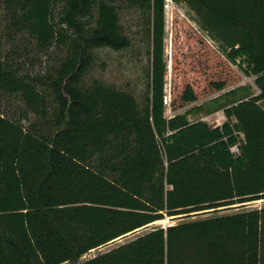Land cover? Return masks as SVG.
<instances>
[{"label":"trees","instance_id":"1","mask_svg":"<svg viewBox=\"0 0 264 264\" xmlns=\"http://www.w3.org/2000/svg\"><path fill=\"white\" fill-rule=\"evenodd\" d=\"M128 1L148 60L140 98L88 79L98 50L131 44L120 0H0V100L21 103L0 113V264H264V207L249 206L264 200V0H172L255 77L259 94L223 106L220 126L178 110L235 71L197 68L167 117L165 0Z\"/></svg>","mask_w":264,"mask_h":264},{"label":"rangeland","instance_id":"2","mask_svg":"<svg viewBox=\"0 0 264 264\" xmlns=\"http://www.w3.org/2000/svg\"><path fill=\"white\" fill-rule=\"evenodd\" d=\"M119 8L121 26L124 33L131 39V44L127 49L121 51L111 49L98 50L95 53V62L88 79L101 80L117 88L130 91L140 98L144 91L145 70L148 63L146 50L142 43L141 15L137 9L130 6L128 0H120ZM173 11L178 16L174 24L173 37L171 36V22L169 30L167 29L168 23H166L165 56L168 63L165 87L166 115L167 117L174 115V111L171 109V101L172 99H177L183 87L192 81V73H195L197 68L200 69L202 74L208 75V79L223 78L225 75L231 76L234 79L233 72L227 71L228 69H232L235 71L234 73L238 77V80H234L230 87L223 92H208L197 103L184 106L178 110L179 114H186L191 122L206 121L212 126H220L226 121L223 106L245 97L248 91L256 95L259 94V90L255 86V77L244 75L237 66L230 64L219 52L217 45L207 35L196 30L199 28L191 20L186 8L173 4L172 9L169 11L170 19ZM210 65L212 68H209ZM204 69L211 72H206ZM236 88H240L241 90L236 93L230 92ZM20 105V101L13 98L6 101L0 100V113L7 117H18L16 113H19ZM260 105L264 108V101ZM24 126H27V124L24 123ZM249 206L252 208H263L264 200L255 201ZM233 212L226 211L222 213L229 214ZM209 216L211 214H200L178 219L166 218L137 233L111 243L100 250L88 253L83 256L82 260L90 259L100 252H105L117 244L130 240L153 228H165L180 222L198 220Z\"/></svg>","mask_w":264,"mask_h":264},{"label":"built area","instance_id":"3","mask_svg":"<svg viewBox=\"0 0 264 264\" xmlns=\"http://www.w3.org/2000/svg\"><path fill=\"white\" fill-rule=\"evenodd\" d=\"M173 4L174 3L172 0H165L164 9H165V13H167L166 19L169 18V11L172 9ZM171 18H172V16H171ZM167 21L168 20H166V23H167ZM229 149L233 155H237L239 153V146L238 145L230 146Z\"/></svg>","mask_w":264,"mask_h":264},{"label":"bare ground","instance_id":"4","mask_svg":"<svg viewBox=\"0 0 264 264\" xmlns=\"http://www.w3.org/2000/svg\"><path fill=\"white\" fill-rule=\"evenodd\" d=\"M170 22H171V19H170V17L168 18V24H167V26H168V30L170 29Z\"/></svg>","mask_w":264,"mask_h":264},{"label":"water","instance_id":"5","mask_svg":"<svg viewBox=\"0 0 264 264\" xmlns=\"http://www.w3.org/2000/svg\"><path fill=\"white\" fill-rule=\"evenodd\" d=\"M167 23H168V21H167ZM167 100V99H166ZM168 101V100H167ZM168 103V102H167ZM242 205H246V204H242ZM233 207H235V206H233ZM200 213H203V212H200ZM178 217H181V216H176V217H171L172 219H175V218H178ZM171 226V225H170Z\"/></svg>","mask_w":264,"mask_h":264}]
</instances>
